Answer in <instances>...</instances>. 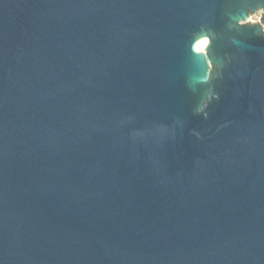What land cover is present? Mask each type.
I'll return each instance as SVG.
<instances>
[{
    "label": "water",
    "instance_id": "1",
    "mask_svg": "<svg viewBox=\"0 0 264 264\" xmlns=\"http://www.w3.org/2000/svg\"><path fill=\"white\" fill-rule=\"evenodd\" d=\"M262 10L0 0V264H264Z\"/></svg>",
    "mask_w": 264,
    "mask_h": 264
},
{
    "label": "clouds",
    "instance_id": "2",
    "mask_svg": "<svg viewBox=\"0 0 264 264\" xmlns=\"http://www.w3.org/2000/svg\"><path fill=\"white\" fill-rule=\"evenodd\" d=\"M211 43V41L206 37L204 39H202L196 46V51L197 52H204L206 50V48L209 46V44ZM211 67V65H210Z\"/></svg>",
    "mask_w": 264,
    "mask_h": 264
},
{
    "label": "rangeland",
    "instance_id": "3",
    "mask_svg": "<svg viewBox=\"0 0 264 264\" xmlns=\"http://www.w3.org/2000/svg\"><path fill=\"white\" fill-rule=\"evenodd\" d=\"M263 14H264L263 10L256 12L255 14L251 16V19H252L251 21L260 23L261 22L260 18L263 16Z\"/></svg>",
    "mask_w": 264,
    "mask_h": 264
},
{
    "label": "bare ground",
    "instance_id": "4",
    "mask_svg": "<svg viewBox=\"0 0 264 264\" xmlns=\"http://www.w3.org/2000/svg\"><path fill=\"white\" fill-rule=\"evenodd\" d=\"M198 43H199V42H198ZM198 43H197V44H198ZM197 44H196V46H197ZM196 46H195V48H196Z\"/></svg>",
    "mask_w": 264,
    "mask_h": 264
}]
</instances>
